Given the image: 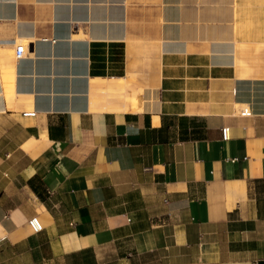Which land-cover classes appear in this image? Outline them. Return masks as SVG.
<instances>
[{
    "label": "crops",
    "instance_id": "crops-1",
    "mask_svg": "<svg viewBox=\"0 0 264 264\" xmlns=\"http://www.w3.org/2000/svg\"><path fill=\"white\" fill-rule=\"evenodd\" d=\"M234 18L0 0V264H264V29Z\"/></svg>",
    "mask_w": 264,
    "mask_h": 264
},
{
    "label": "rangeland",
    "instance_id": "rangeland-1",
    "mask_svg": "<svg viewBox=\"0 0 264 264\" xmlns=\"http://www.w3.org/2000/svg\"><path fill=\"white\" fill-rule=\"evenodd\" d=\"M234 17L236 30L243 26V22L249 27L246 36L240 40H257L255 33L264 29V0H234Z\"/></svg>",
    "mask_w": 264,
    "mask_h": 264
},
{
    "label": "built area",
    "instance_id": "built-area-1",
    "mask_svg": "<svg viewBox=\"0 0 264 264\" xmlns=\"http://www.w3.org/2000/svg\"><path fill=\"white\" fill-rule=\"evenodd\" d=\"M26 52V44L24 42H18L14 47V55L17 59L23 58ZM243 113L247 114V110H244ZM33 112L25 113V115H33ZM28 225L34 232H39L42 230V224L40 220L35 216L28 220Z\"/></svg>",
    "mask_w": 264,
    "mask_h": 264
},
{
    "label": "bare ground",
    "instance_id": "bare-ground-1",
    "mask_svg": "<svg viewBox=\"0 0 264 264\" xmlns=\"http://www.w3.org/2000/svg\"><path fill=\"white\" fill-rule=\"evenodd\" d=\"M246 31L243 29V27H239L235 32V39L240 40L246 36Z\"/></svg>",
    "mask_w": 264,
    "mask_h": 264
}]
</instances>
